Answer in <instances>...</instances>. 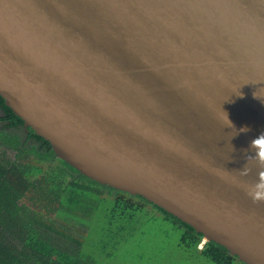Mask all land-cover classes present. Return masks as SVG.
Listing matches in <instances>:
<instances>
[{
  "label": "water",
  "instance_id": "95a60500",
  "mask_svg": "<svg viewBox=\"0 0 264 264\" xmlns=\"http://www.w3.org/2000/svg\"><path fill=\"white\" fill-rule=\"evenodd\" d=\"M0 96L82 174L264 264L248 195L264 168L246 159L264 133V0H0Z\"/></svg>",
  "mask_w": 264,
  "mask_h": 264
},
{
  "label": "trees",
  "instance_id": "16d2710c",
  "mask_svg": "<svg viewBox=\"0 0 264 264\" xmlns=\"http://www.w3.org/2000/svg\"><path fill=\"white\" fill-rule=\"evenodd\" d=\"M0 109L3 111L0 124H5L0 130L3 155L0 157V264H65L61 255L71 256L74 264H97L94 255L86 252L85 241L65 233L68 229L65 223L73 230L72 220L78 221L88 232L86 220L97 206L92 197L101 195L106 201L108 194L114 196L115 205L108 208L106 215L108 229L105 227V233L108 232L110 238L105 239L104 252L117 250L121 235L125 241L134 235L145 238L151 232L142 225L147 223L146 227L161 217L168 223L169 230L157 234L156 240H171L172 235H176L179 249L190 254L186 260L243 264L215 242L201 248L205 240L203 234L145 197L104 185L82 174L56 155L51 142L33 129H26L1 96ZM9 151L17 152L15 160L5 156ZM47 163L51 166H46ZM54 215L63 217L65 231L55 226ZM37 246L57 248L58 257Z\"/></svg>",
  "mask_w": 264,
  "mask_h": 264
},
{
  "label": "rangeland",
  "instance_id": "374dc122",
  "mask_svg": "<svg viewBox=\"0 0 264 264\" xmlns=\"http://www.w3.org/2000/svg\"><path fill=\"white\" fill-rule=\"evenodd\" d=\"M2 156L0 151V157ZM5 156H8L11 160H15L17 152L9 151ZM49 164L50 163H47L45 165L49 166ZM92 199L94 201L93 203H96L97 206L92 208L93 211L86 220V222H88L86 223L88 225V232L86 226L74 220H72L74 222V229L69 230L68 223H65L68 227L65 231V226H62L64 224L63 217L54 215V218L55 226L58 227V229L64 230L65 233L82 240V242H86L85 250L94 255L97 264H185V262L189 264H205L203 260L201 261L199 259L186 260L185 257L190 254H186L179 249L178 237L176 235H172L171 240H167V238H163L160 241L156 240L157 234L169 230L168 223L161 217L158 218V221L150 223L146 227L145 224L147 225V223L142 225L144 230L151 232V234H148L145 238L142 235H134L129 241H125L121 235L118 241L120 242L118 249L112 250L110 253L104 252L105 239L110 238L108 232L105 233V227L106 230L108 229L106 215L108 213V208L115 205V199L114 196L109 194L106 201L101 195L92 197ZM64 202L69 204L67 199H64ZM70 217L73 218L71 215ZM86 232L87 235L85 236ZM205 244L206 241L204 240L201 248H203ZM31 245L36 246L34 243H31ZM37 247L51 256L58 257L59 251L57 252V248L50 249L45 246ZM61 258L65 264H74V259L71 256L66 257L61 255Z\"/></svg>",
  "mask_w": 264,
  "mask_h": 264
},
{
  "label": "clouds",
  "instance_id": "9594fccd",
  "mask_svg": "<svg viewBox=\"0 0 264 264\" xmlns=\"http://www.w3.org/2000/svg\"><path fill=\"white\" fill-rule=\"evenodd\" d=\"M239 131L247 132L249 129L244 127ZM251 147L253 149H257L258 151H256L255 155H248L246 159L251 163L257 164L261 168H264V133L259 134L251 141ZM249 171L250 168L245 167L242 170L241 175L246 176ZM248 195L252 198L253 202L264 201V171L260 173L259 182L249 188Z\"/></svg>",
  "mask_w": 264,
  "mask_h": 264
},
{
  "label": "crops",
  "instance_id": "0c3cea01",
  "mask_svg": "<svg viewBox=\"0 0 264 264\" xmlns=\"http://www.w3.org/2000/svg\"><path fill=\"white\" fill-rule=\"evenodd\" d=\"M2 116H3V111L0 109V117H2ZM4 126H5V124L1 123L0 124V130H1V128H4Z\"/></svg>",
  "mask_w": 264,
  "mask_h": 264
}]
</instances>
